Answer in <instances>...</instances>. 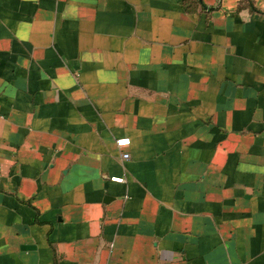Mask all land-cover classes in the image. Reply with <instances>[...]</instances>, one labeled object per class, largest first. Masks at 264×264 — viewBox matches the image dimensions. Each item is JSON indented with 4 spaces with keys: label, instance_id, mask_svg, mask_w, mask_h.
<instances>
[{
    "label": "crops",
    "instance_id": "obj_1",
    "mask_svg": "<svg viewBox=\"0 0 264 264\" xmlns=\"http://www.w3.org/2000/svg\"><path fill=\"white\" fill-rule=\"evenodd\" d=\"M0 264H264V0H0Z\"/></svg>",
    "mask_w": 264,
    "mask_h": 264
},
{
    "label": "built area",
    "instance_id": "obj_2",
    "mask_svg": "<svg viewBox=\"0 0 264 264\" xmlns=\"http://www.w3.org/2000/svg\"><path fill=\"white\" fill-rule=\"evenodd\" d=\"M129 143V139L128 138H121V139H117L116 140V145L118 147H121L123 145H127ZM123 157H127V154H123ZM110 180L115 181V182H122L123 181V177H119V176H112L110 177Z\"/></svg>",
    "mask_w": 264,
    "mask_h": 264
}]
</instances>
